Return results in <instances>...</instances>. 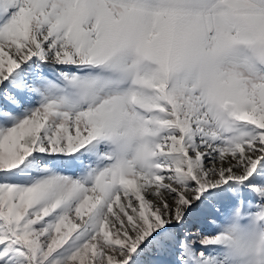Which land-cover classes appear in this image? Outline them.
<instances>
[{"label": "snow or ice", "instance_id": "snow-or-ice-1", "mask_svg": "<svg viewBox=\"0 0 264 264\" xmlns=\"http://www.w3.org/2000/svg\"><path fill=\"white\" fill-rule=\"evenodd\" d=\"M141 122L155 171L110 184ZM258 210L264 0H0V264H220Z\"/></svg>", "mask_w": 264, "mask_h": 264}, {"label": "clouds", "instance_id": "clouds-1", "mask_svg": "<svg viewBox=\"0 0 264 264\" xmlns=\"http://www.w3.org/2000/svg\"><path fill=\"white\" fill-rule=\"evenodd\" d=\"M62 87L69 91L81 107L85 106V89L81 85L65 84ZM148 127L146 122H141L139 132L129 128L109 135L106 143L115 167L110 184L114 185L129 165L145 172L155 171L158 159L157 137L147 134ZM221 235V246L226 255L220 264H264V211L258 210L250 215L242 211L233 213L230 222L223 226Z\"/></svg>", "mask_w": 264, "mask_h": 264}, {"label": "rangeland", "instance_id": "rangeland-1", "mask_svg": "<svg viewBox=\"0 0 264 264\" xmlns=\"http://www.w3.org/2000/svg\"><path fill=\"white\" fill-rule=\"evenodd\" d=\"M247 195V194H246Z\"/></svg>", "mask_w": 264, "mask_h": 264}]
</instances>
